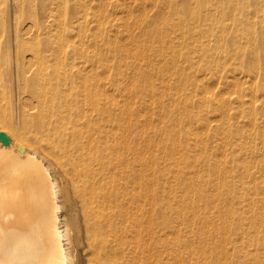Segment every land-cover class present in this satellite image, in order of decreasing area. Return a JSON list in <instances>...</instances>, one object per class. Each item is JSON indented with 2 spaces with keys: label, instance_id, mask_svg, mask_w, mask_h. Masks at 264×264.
I'll return each mask as SVG.
<instances>
[{
  "label": "bare ground",
  "instance_id": "1",
  "mask_svg": "<svg viewBox=\"0 0 264 264\" xmlns=\"http://www.w3.org/2000/svg\"><path fill=\"white\" fill-rule=\"evenodd\" d=\"M0 52V264H264V0H0Z\"/></svg>",
  "mask_w": 264,
  "mask_h": 264
},
{
  "label": "rangeland",
  "instance_id": "2",
  "mask_svg": "<svg viewBox=\"0 0 264 264\" xmlns=\"http://www.w3.org/2000/svg\"><path fill=\"white\" fill-rule=\"evenodd\" d=\"M2 63H3L2 62V52H0V65ZM5 138L7 139V141H9V138L7 136H5ZM48 169H49V174L51 178H54L56 180L54 186L58 192L57 199L60 205L58 209V214H59V219H60L59 225H63L66 219H69L71 216L77 215L78 203L75 197L73 196V194L67 188V186L60 180L59 174L52 167H48ZM153 228H154L153 236H156L157 234L161 233V231L158 229V226H156V224L153 226ZM79 251H80L79 249L75 248L74 257H83ZM161 254L163 255L164 262L171 261L170 253L166 249L162 250Z\"/></svg>",
  "mask_w": 264,
  "mask_h": 264
},
{
  "label": "water",
  "instance_id": "3",
  "mask_svg": "<svg viewBox=\"0 0 264 264\" xmlns=\"http://www.w3.org/2000/svg\"><path fill=\"white\" fill-rule=\"evenodd\" d=\"M0 138L2 139V141L4 143H7L8 142L3 133H0Z\"/></svg>",
  "mask_w": 264,
  "mask_h": 264
}]
</instances>
